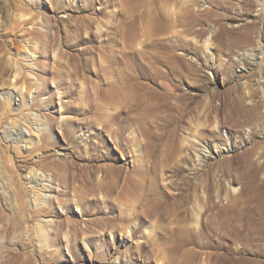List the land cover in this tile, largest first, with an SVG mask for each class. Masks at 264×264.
I'll return each mask as SVG.
<instances>
[{
	"label": "rangeland",
	"instance_id": "rangeland-1",
	"mask_svg": "<svg viewBox=\"0 0 264 264\" xmlns=\"http://www.w3.org/2000/svg\"><path fill=\"white\" fill-rule=\"evenodd\" d=\"M35 1L0 0V39L5 45V48L0 49V58L3 56L2 67L7 71L0 80V103L8 92L16 95V99L20 98L17 89L10 84L15 79L9 73L16 67V63L25 65L26 60L30 59L22 58L24 50L20 49L21 39L18 36L25 27L30 26L26 24L24 27V22L19 18L20 14L28 13L25 8L27 6H22L26 2L27 5L38 6L31 11L32 16L37 14L47 20L48 32L42 33L40 40L47 44L56 32L53 29L55 25L58 41L55 46H48L45 56L38 55L37 61L35 60L37 65L34 66L35 74L29 77L23 74V79L34 85L36 81L33 80L38 76L40 81L45 76L52 77L48 70L51 65H56L54 54L58 55L62 58V64L56 66L57 70L61 71V75L64 74L63 77L69 74L66 77L74 81L76 87L74 95L69 94L63 99L69 100V106L77 111L61 113L60 103L63 100L58 98L66 86H57L50 78L44 83L45 93L36 98L53 95L50 104L42 107V110L36 107L30 110L38 111L52 121L50 124L54 126L56 145L38 151L31 150L28 144L20 148L9 143L7 147L3 146L6 156H16L19 160L17 171L20 173L21 183L27 188L28 202L19 217L21 224L9 238L15 243L17 250L28 249L33 259L31 264H264V225L255 223L260 212L254 207L255 192L250 189L252 183L254 186L264 184V0H141L134 9L125 8L121 0H116L114 5H108L111 0ZM152 19L163 22L167 28L158 32ZM124 21L130 27L127 40L129 52L138 63H153L151 65L165 70L162 59L159 58L169 51L182 56L186 64L198 70L191 78L179 83L175 91L176 96L180 95L184 98V103L191 105L193 112L184 117L179 127H176L178 130H174V142L171 141L170 144L171 148H184L187 142H182L181 135L189 132L192 126L194 129L197 127L198 136L210 148H205L202 144L195 146L204 157L198 158L191 149L189 152L185 151L186 154L189 153V157L184 158L186 154L181 152L183 154L179 153L174 160L166 161L162 150L166 148L165 143L170 138L169 130L173 126L164 127L162 119L151 117L147 122L150 131L143 135L133 120L121 121L122 117L112 120L110 113L118 109L114 111L113 106L106 102L103 112L101 111L106 120L101 121V124L110 120L112 123L109 125L114 132L117 127L126 125L123 136L120 135L123 143L115 145L113 140L120 138L115 133L114 136L108 134V124L104 125L101 136H97V127L101 124L94 120L96 110L93 88L96 85L107 87L104 73L109 69L107 63H104V71H98V59L100 54L102 57L110 54L118 58L123 56ZM245 35L249 40L248 44L242 42ZM65 40L68 46L62 45ZM248 47H253L256 54H262L253 59L247 54ZM20 77L22 76L19 75L18 78ZM36 84L41 82L37 81ZM248 90L255 91L252 102L247 101ZM36 91L37 88L33 86L26 94L25 101L29 104L35 101ZM22 92H25V87ZM171 101L173 104L178 103L176 98H171ZM255 101L258 103L257 107L250 108ZM221 104L224 107L220 113L212 110L214 106ZM237 109L240 110L239 114L236 113ZM2 111L0 109V136L6 127L5 122L13 129L10 118L6 120L8 115ZM17 112L16 110L11 116H18ZM26 112L27 109L18 113L21 117ZM121 115L125 116L123 113ZM216 115L219 124L214 123ZM107 116L111 118H106ZM62 117L73 118V121L76 118L78 121L62 126ZM64 127L69 131L70 141L78 146V188H83L81 198L88 197V202L83 201L77 207L72 200L74 196H71V191L69 196H64L70 201V212L67 214L66 209L64 211L55 200V191L66 188L55 179V190L50 195L56 213H41L37 217L53 220L54 229L59 230L53 234L51 231L49 241H43L35 232L34 223L37 219L28 217L32 216V193L24 182L27 171L39 166L24 160L39 159L47 166L54 159L68 160L69 152L73 149L61 135ZM0 142L4 144L3 139ZM136 144L139 154L143 155L138 162L133 161L134 156L129 153L130 147L133 148ZM152 145L157 147L152 149ZM151 150H154V154ZM105 151L111 153L114 159L104 160L102 165L124 167L120 181L126 175H131V179H142L140 182L142 186L144 184L143 191L140 189L137 192L141 196L118 197L119 187L108 197L101 191L89 190L91 184H86L80 174L91 169L94 164L92 156L101 155ZM45 171L52 172L51 168ZM249 171L251 173L247 174ZM149 180H152V189L161 194L165 201L159 213L155 214L148 213L153 212L152 204L155 200L152 199V202L143 195L148 192L146 188ZM261 195L264 196V190ZM6 204L0 199V206H4L3 210L9 214ZM198 212L199 226L193 228V217ZM148 214L152 217L147 216ZM66 216L72 220V224L73 221L79 224L77 227L81 231L79 229L77 236L69 231L68 224L71 223L63 222L67 220ZM120 216L126 217L119 218ZM119 219L127 220L125 222L130 225V228L127 227L128 231H121L119 226L123 223ZM59 224L63 226L60 227ZM86 226L87 231H83L82 228L85 229ZM68 231L69 240L65 237ZM249 239L250 243L247 244ZM4 244V237H0V251ZM55 248L57 252L54 251ZM195 250L199 252L194 253Z\"/></svg>",
	"mask_w": 264,
	"mask_h": 264
},
{
	"label": "bare ground",
	"instance_id": "bare-ground-1",
	"mask_svg": "<svg viewBox=\"0 0 264 264\" xmlns=\"http://www.w3.org/2000/svg\"><path fill=\"white\" fill-rule=\"evenodd\" d=\"M21 1H23V0H21ZM115 1L116 0L109 1L110 4H108V5H114ZM121 2L125 8H127V9L133 8L134 9L135 5L139 2H141V0H121ZM22 6H27L25 8L27 9L28 13L23 12L24 14H20L19 18H21L22 21L24 22V24H23L24 27L26 24L30 25V26L25 27L23 32L18 35L21 39L19 43H21L20 49L24 50V57H22V58L27 59L29 57L30 59L26 60L25 65L23 63H21L20 65L18 63H16V67H14L9 73V75L15 79L10 84L12 85V87L14 89H17V91L19 92L20 98L16 99V95H13V93L8 92L6 97L4 98V101L2 100L3 102L0 103V109H3L2 113L5 112V114L8 115L6 120H8L10 118V121H11L10 125H11V127H13V129L11 130V128L8 126V122H5L6 127L3 128L2 134L0 136V140L3 139V141H4V144L0 142V199L3 200L5 203H7L6 204L7 206L5 205V208L7 207V209L9 210L8 211L9 214H7L5 212V210H3L4 206H3V208H2V206H0V237H4V239L6 241V244H4L2 246L3 249H1V251H0V264H31L33 261L32 256H31L32 254L30 252H28V249H20L19 248L20 250H17L15 243L13 241L9 240L11 234L13 232L15 233L14 230L19 227L18 226L19 224H21L22 220L20 221L19 217H21L20 215L24 211V207L27 205L28 200L26 199V189H27L26 185L21 183L20 173H18V171H17V169H18L17 163L19 162V160H17L16 156H13V157L12 156H6L3 146L7 147L8 143H9L10 145H14V146L16 145V147L20 148V147H24V145L26 146L28 144L29 148L31 147V150L38 151V150L47 149V148H49V146L56 145V140L54 139V136H53L54 126L52 124H50L52 121L49 120V118L46 117L44 114H41L38 111L37 112L36 111L31 112V110H30L32 107H36L37 109L42 110L43 108L47 107L50 104L49 101H51L53 99V95H48L47 97L39 99L40 95L45 93V90L43 89L44 83L50 78H52V81L55 82V84L57 86H60L61 84L66 86L65 90L61 89L62 91L61 92L59 91L60 92V94H59L60 98H58V99L63 100V102L60 103V106L62 108L61 113L64 114V113H69L72 111H75V112L77 111V109L69 106V104H70L69 100L64 101V99H63L65 97H67V95H69V94L72 95L73 92L75 91L76 87H75L74 81H72L70 78L68 79L66 77V76H69V74L65 75V77H63L62 75H64V74L62 73V75H61L60 74L61 71L59 72L57 70L58 67H56V66H61V64H62L61 63L62 58L60 59V57L58 55L54 54V57L56 58L54 63L56 62V65H51L50 70L46 69V70H48L49 74L52 77L46 78V76L44 75L45 76V77H43L44 80L42 79L40 81L39 80L40 77L38 76L36 78V80H33L34 82L36 81L34 83V85L31 84L32 82L29 83L26 81V79H23V77H24L23 74L28 76V77L35 74L34 73V69H35L34 66L36 64L35 60L37 61V59H38L37 58L38 55L44 54V56H45L47 54L48 46L54 45L57 43L58 36H57V26L54 25L53 29H55V31H56L54 33V36L52 37L51 40H49V42L47 44L43 43L40 40V36L42 35V33L47 34V32H48L49 27L47 26V23H46L47 20L45 21V19H44L45 17L42 18L37 14L32 16L31 11L37 9V7H38L37 4H34V5L28 4L27 5V3L25 2V3H23ZM119 11H121V9ZM37 13H40V12H37ZM120 13L121 12H119V14ZM124 14H126V12H124ZM140 14H142V13H140ZM136 17H137V15H136ZM148 18L150 19L151 17H148ZM121 20H123V19L121 18ZM124 24H125L124 30L122 32V34H123L122 38H123V40H125V42L123 43V46H122L123 56L121 58H118L114 54H110V55L105 56V57H102L101 54L99 55V59H98V66L99 67L97 70L98 71H104L103 70L105 67L104 63H107V68H109V69L107 70V73H104V75H106L107 87L102 88V87H99L98 85H96L93 88L94 92H93L92 96L94 98L93 101L95 102L94 105H95V110H96V119L94 118V120L99 122V124H101V121L104 122L106 120L105 118H103V115H102V112H103L102 110H104V102L112 105L114 111L116 109H118L116 112L110 113V115L112 114L111 115L112 118L110 116H107L106 118L110 117L112 120H114L116 118L119 119V117H122L121 121H126L128 119L133 120L134 123H136L138 125V127L140 128V131L143 133V135L144 134L146 135V133L147 132L149 133V131H150L149 126H147V122L149 121V119H151V117H155L158 119L160 118L164 121V124H165L164 127H167V125L173 126L172 129L169 130L170 131L169 132L170 138L165 143L166 148L163 150L161 149L164 156H165L166 161L174 160L175 158H177L179 153L183 152L184 154H186L185 151L188 150V152H189L191 149L194 150V152H195V154H197L198 158L204 157V156H201V153H199L195 149V146H197L199 144H202V146L205 148H209V146H207L205 143L202 142L203 138L198 136V131L196 130L197 127H195V129H194V126H192L193 128L190 129L189 132L181 135L182 142L183 141L187 142V144L184 148H182V147H180L178 149L171 148L172 144H170V143H172L171 141H173V139L176 136L174 133V130L176 129V127L180 124V122L184 119V117H186L187 115H189L193 112L191 105L189 103H186V102L184 103V98L180 97V95L176 96L175 91L178 89L179 83L184 82L185 79L187 80V79L191 78V76H193L195 73H197L198 70L194 69L190 64H186L184 62L182 56H177L175 53L169 52V51H167L165 54L161 55V57L159 58V59H162V65L165 66V68H166L165 70L161 69L157 65H155V66L151 65L153 63H151V64H145V63L143 64L141 62L138 63L136 61V58L134 57V55L129 52V46L127 43V40L129 39V36H130V34H129L130 27L128 26L129 23L124 21ZM136 24H137V22H136ZM130 26H132V25H130ZM155 27H156V30H158V32L163 31L167 28L163 22L158 21V20L155 22ZM21 30H22V28H21ZM114 37H116V36H114ZM243 39H244V41H242V42L248 44L249 40H248L246 35L243 36ZM130 43H129V45H130ZM139 44H141V43H139ZM62 45L68 46V42L65 40L62 42ZM205 47H207V43L205 44ZM3 48H5V45L3 44L2 40L0 39V49H3ZM246 51H247L248 56L253 58V59H255L256 56L262 54V53L256 54V51L253 50V47L246 48ZM32 57H33V60H32ZM2 58H3V56H2ZM2 58H0V80L7 73V71L5 69H3V67H2V63H3ZM22 60H24V59H22ZM41 67H42L41 69L44 70L43 65H41ZM110 71H111V74H108ZM46 73H47V71H46ZM19 75H21L22 77L18 78ZM42 75H43V73H42ZM37 81H38V83L41 82V84L37 85L36 84ZM42 81H44V82H42ZM33 86L37 88V91H36L37 94L34 96V99H33L35 101H33L31 104H29L28 101H25V98H26V94L30 92V90L32 89ZM23 87H25V92H22ZM251 91L248 90L247 101H249V102L253 101L252 96H253V93L255 92V91L254 92H251ZM37 96L39 97L38 99H36ZM171 98H176L178 103L173 104V101H171ZM16 100H19V102H17ZM70 101H71V99H70ZM257 104L258 103L255 101V103L251 104L250 108H253V109L256 108ZM30 105H32V106L30 107ZM71 106H72V102H71ZM223 107H224V104L216 105L212 108V110H214L216 113H220L221 110L223 109ZM109 108H110V106H109ZM25 109H27L28 112H26L25 115L20 117L19 116L20 113H18V112H23ZM16 110L18 111L16 113V114H18V116L17 115L14 117L11 116V114L16 112ZM238 111H240V110L237 109L236 113L239 114L240 112H238ZM122 113L125 114V116H122L121 115ZM216 117H217V115L213 119V120H215L214 123L219 124V120ZM69 118L68 117H62L60 124L62 126H65V124L68 125L70 123L78 121V119H76L75 117H74L75 118L74 121H73V118H72V120ZM92 119H90V121ZM6 120H4V121H6ZM94 120H93V122H94ZM110 123H112V122H110V120H108L107 123L105 122V124L99 125V127H97L98 128L97 129V132H98L97 136L98 137L101 136V134H102L101 132H102V129L104 128V125L106 126L108 124V129H106L108 131V134L111 136H114L113 133H115V135L117 134V136L120 139L119 140H113V141H114L116 146H120V144L123 143V139H121L122 137H120V135L122 134V136H123V130L126 127V125H125V127L124 126L117 127L116 131L114 132V129L110 128L111 127V125H109ZM176 130H178V129H176ZM61 135L65 139L66 144L70 145L69 147L73 149V150H70V152H69V159L68 160L61 161L59 159H54V161L52 163L50 162V164H48V166L46 164H43L42 160H39V159L34 160V161L24 160L26 163L31 162L32 164H34V166H39L36 168L31 167L29 169V171H27V173L25 174V177H24V182H25V184H27V186L29 187V191H31V193H32L31 198H30L31 199V205H32L30 212H32V216H28V215L27 216L31 217V219L32 218L37 219L36 222L34 223L35 232L39 237H41L43 239V241H49L48 236L51 237L49 235V234H51L50 233L51 231L53 234L54 232L56 233L59 230V229H57V230L54 229L55 225H53V220L52 221L51 220H44L42 218H39L40 216L37 217V215H39L41 213H45L46 215L56 213V211L54 210V205H53V202L51 200V195H50V193L52 191L54 192V190H55L53 187V182L55 179H58L61 184L63 183L64 186L63 185L62 186L64 188H66V190L65 189L64 190L59 189L58 191H55L56 203H57V205H60L62 208H64V211L66 209V213L70 212V211H68V207L70 206L69 205L70 201L68 198L66 200V197L69 196V194H71L70 193L71 191L73 192L71 196L72 197L74 196L76 198L75 199L73 197L72 200H74L73 202L76 204L77 207H78V204L83 203V201L88 202V197L81 198L80 193H84L83 188H81V187L78 188V161H77V159H78V146H76L75 143H73V141H70L71 138L69 136V131L66 129V127L63 128ZM98 137H97V139H99V141H100L101 139ZM137 140L138 139H136V141ZM158 140H160V138H158ZM102 144H103V142H102ZM126 145H128V144L126 143ZM127 147L129 148V146H127ZM154 147H157V146L152 145V149H154ZM48 150H50V149H48ZM151 151H152V154H154V150H151ZM129 153H131V156H134L133 161L136 160L138 162V161L142 160L143 155L139 154L138 145L134 146L133 148L130 147ZM183 153H181V154H183ZM110 154L111 153H109L108 151H105V152H102L101 155L92 156L91 161H93L94 164L91 166V169L88 171L84 170V171H82L83 173L80 174V176L83 178V180H84V182H86V184H91L92 187L89 188V190H91L93 192L101 191L104 193V195H106L108 197V196H110V194L114 193L115 190H117V188L119 187V190H118L119 192L117 193L118 197L120 195H122L121 197H124V198H125V196L127 197V196H131V195L132 196H134V195L135 196H137V195L141 196L142 194L141 193L137 194V192L140 191V189L142 190V188H144V184L142 186V184L140 182L142 179H140V181H139L138 179L135 180V177H134V179L129 178V177H131V175L129 177H128V175H126V177H123V180L120 181L121 175L125 171L123 166L116 167L115 165H112V164L102 165L101 162L104 160L113 161L114 157ZM44 155H46V154H44ZM188 155H189V153H187L184 156V158L189 157ZM44 159L45 158L43 157V160ZM48 168H51V171H52L51 173H47L45 171V170H48ZM39 171H40V173H39ZM100 173H101V175H100ZM142 173H144V172H142ZM250 173L251 172L249 171L247 174H250ZM141 177H142V174H141ZM147 182H148L147 183L148 186L146 189L148 190V192H146L143 195H144V197L148 198L150 201L152 199L155 200V202L152 204L153 212L149 211L148 213H150V212L154 213V214L157 212L159 213L160 209L165 204V201H164V199H162L161 194L159 195L154 189H152V180H149ZM249 185H251V184H249ZM250 189L252 192H253V190L255 192V194L253 193V195H254L253 201L256 202L254 207H255V209L258 210V211L256 210L258 213L260 212V216L258 218H255L256 219L255 223L260 224V225L261 224L264 225V196L261 195L263 193V190H264V184L261 186H254V184L252 183ZM64 196H66V197L64 198ZM87 196H89V195H87ZM178 197H179V194H178ZM114 198H115V196H114ZM139 199H141V198H139ZM111 200H112V198H111ZM118 200H119V198H118ZM176 200H174V202H176ZM95 201H97V200H95ZM103 201H105L104 197H103ZM128 202H130V201L128 200ZM152 202H153V200H152ZM3 205H4V203H3ZM65 206H66V208H65ZM79 206H81V205H79ZM86 207H88V206H86ZM69 210H70V208H69ZM144 213H147V212H144ZM129 214H131V213H129ZM147 216L152 217L151 214L150 215L148 214ZM125 217L126 216H120L119 218H125ZM66 218H67V220L63 221L65 224L72 222V220L69 219L67 216H66ZM193 218L194 219L192 222L193 223L192 226H193V228H196L199 226V222H198V219H200L199 218V212L196 213ZM119 220L123 223V224H121V226H119L121 231H125V232L128 231L127 227L130 228V225H128L129 224L128 222H125L126 219H119ZM60 223H62V222H60ZM73 223L74 224H72V223L68 224L69 231L72 233V235L77 236V232L80 229L79 227H77L79 224L77 225L74 221H73ZM59 226L62 227L63 224H61V225L59 224ZM72 226H73V229H72ZM56 228H58V227H56ZM77 228H78V230H77ZM82 230L87 231V226L85 227V229L82 228ZM80 231H81V229H80ZM68 232H66V234H65V237L67 240H69V234H70V232L69 233ZM245 235H247V234H245ZM54 241H55V239H54ZM52 243H54V242H52ZM248 243H250V239H249V242H247V244ZM70 244H71V241H70ZM43 246H45V245H43ZM47 247H45V248H47ZM54 251L57 252L58 250L55 248ZM70 252L72 253L71 250H70ZM193 252L194 253L199 252V250H197V251L195 250ZM74 253H75V251H74ZM33 254H34V252H33ZM36 258H38V257H36ZM73 260L76 262V259H73Z\"/></svg>",
	"mask_w": 264,
	"mask_h": 264
}]
</instances>
